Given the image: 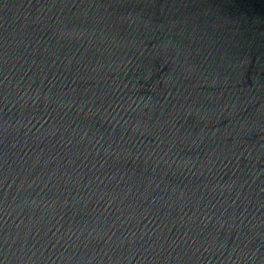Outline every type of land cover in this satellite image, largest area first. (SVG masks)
<instances>
[{"label": "water", "instance_id": "1", "mask_svg": "<svg viewBox=\"0 0 264 264\" xmlns=\"http://www.w3.org/2000/svg\"><path fill=\"white\" fill-rule=\"evenodd\" d=\"M0 264H264V0H0Z\"/></svg>", "mask_w": 264, "mask_h": 264}]
</instances>
